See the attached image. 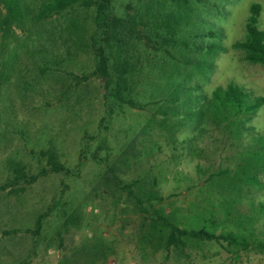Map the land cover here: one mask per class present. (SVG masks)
<instances>
[{"label": "trees", "instance_id": "obj_1", "mask_svg": "<svg viewBox=\"0 0 264 264\" xmlns=\"http://www.w3.org/2000/svg\"><path fill=\"white\" fill-rule=\"evenodd\" d=\"M206 3L207 0H0V86L11 78L13 62L4 54L16 30L40 26L53 18L63 19L57 32L59 38H64L62 51L44 46L36 50L42 68L58 72L64 62L86 57L91 63L88 72L66 75L74 80L71 87L76 89L91 79L100 82L106 116L103 123L109 125L126 110L148 113L140 130V149L131 141L114 155L103 138L94 148L85 141L79 154V163L90 159L105 168L100 180L105 188H114L112 205L116 208L124 200L140 216L141 250L187 258L194 245L214 242L234 254L235 259L239 252L264 255V204L259 203L250 214L236 212L233 217L242 188L262 187L264 131H255L249 123L264 106V96L255 95L235 81L210 92L205 90L216 56L225 51L221 28H206L199 13V7ZM260 11L258 3L250 5L245 37L234 42L232 48L241 51L247 63L264 66V29L258 27ZM184 131L189 133L180 139ZM153 134L179 151L178 157L186 151L200 152L197 142L212 139L215 134L233 150V168L208 172L203 180L207 192L218 196L225 214L223 225L215 219L209 197L205 208L192 205L193 211L185 216L179 208H168L155 175L147 173L130 181L121 177L143 155L158 149L157 143L150 147ZM87 138L96 140L91 135ZM35 158L36 172L21 160L8 159L9 175L0 190L18 197L40 178L73 175L51 142L38 150ZM65 206L61 197L54 200L37 215L33 228L26 233L36 238L43 219L54 210H61L64 220L57 230L61 246L62 231L79 228L82 223L78 210L69 212ZM259 218L262 226H256ZM113 253L112 243L95 232L63 252L58 264H104Z\"/></svg>", "mask_w": 264, "mask_h": 264}, {"label": "rangeland", "instance_id": "obj_2", "mask_svg": "<svg viewBox=\"0 0 264 264\" xmlns=\"http://www.w3.org/2000/svg\"><path fill=\"white\" fill-rule=\"evenodd\" d=\"M252 3L261 6L258 27L264 29V0H207L206 5L199 7L206 28H221L224 34L221 42L225 51L215 58V69L205 85L206 91L235 81L255 95L264 96V66L247 63L242 52L232 48L234 42L245 37L244 26ZM62 24L63 19L53 18L40 26L16 30L4 54L13 62V67L9 81L0 86V186L9 175L8 159L21 160L36 172L35 154L49 142L56 146L73 175L50 174L18 197L0 190V264H58L63 252L95 232L101 233L114 247V253L104 264H264V255L260 253L239 252L235 259L234 254L214 242L194 245L187 252V258H177L163 251L141 250L140 216L129 204L125 205L124 200L116 208L112 205L114 188H105L100 180L105 168L90 159L79 163V154L85 141L94 148L98 139L103 138L114 155L131 141L140 149V130L148 120V113L126 110L109 125L103 123L106 116L100 82L91 79L76 89L71 87L74 80L66 75L70 72L81 76L88 72L91 63L86 57L64 62L58 72L42 68L36 50L44 46L61 52L64 38H59L57 32ZM249 124L255 131H264V106ZM188 133L184 131L179 138ZM90 135L96 140L87 138ZM214 136L197 142L200 152L186 151L178 157L179 151L153 134L150 147L157 143L158 149L148 156L143 155L121 177L130 181L147 173L155 175L168 208H179L185 216L193 211L192 205L205 208L209 197L214 204L215 219L221 226L225 223V214L220 201L216 193L207 192L203 180L208 172L233 168L235 156L231 148L219 141L218 134ZM261 182L260 189L242 188L233 217L236 212L250 214L259 203L264 204V175ZM59 197L66 203V210L76 209L82 217L79 228L62 231V247L57 236L64 220L61 210H54L43 219L36 238L26 233L33 228L37 215ZM256 226H262V219L259 218Z\"/></svg>", "mask_w": 264, "mask_h": 264}]
</instances>
